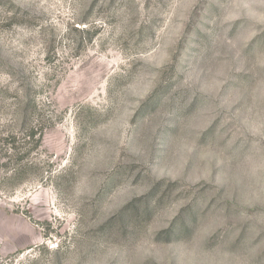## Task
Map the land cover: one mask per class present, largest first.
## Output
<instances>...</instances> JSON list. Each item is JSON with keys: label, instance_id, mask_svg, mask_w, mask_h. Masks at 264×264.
<instances>
[{"label": "rangeland", "instance_id": "rangeland-1", "mask_svg": "<svg viewBox=\"0 0 264 264\" xmlns=\"http://www.w3.org/2000/svg\"><path fill=\"white\" fill-rule=\"evenodd\" d=\"M0 264H264V0H0Z\"/></svg>", "mask_w": 264, "mask_h": 264}, {"label": "trees", "instance_id": "trees-1", "mask_svg": "<svg viewBox=\"0 0 264 264\" xmlns=\"http://www.w3.org/2000/svg\"><path fill=\"white\" fill-rule=\"evenodd\" d=\"M41 132L39 133L40 135L38 136L37 129H36V126H35V127H31L30 131L25 133V137L28 139V144H30L31 147H32L31 150H35V149H37L40 146V143H41ZM16 176H17V173H14L11 177L14 178Z\"/></svg>", "mask_w": 264, "mask_h": 264}]
</instances>
